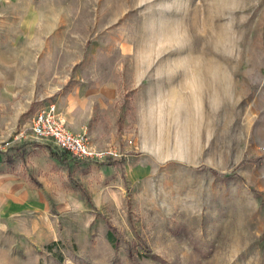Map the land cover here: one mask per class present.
<instances>
[{
    "label": "rangeland",
    "instance_id": "1",
    "mask_svg": "<svg viewBox=\"0 0 264 264\" xmlns=\"http://www.w3.org/2000/svg\"><path fill=\"white\" fill-rule=\"evenodd\" d=\"M49 103L117 155L12 141ZM0 158L78 198L18 264H264V0H0Z\"/></svg>",
    "mask_w": 264,
    "mask_h": 264
},
{
    "label": "crops",
    "instance_id": "2",
    "mask_svg": "<svg viewBox=\"0 0 264 264\" xmlns=\"http://www.w3.org/2000/svg\"><path fill=\"white\" fill-rule=\"evenodd\" d=\"M70 98L73 97L68 96L65 101ZM60 106L62 110L56 108L63 118L64 114L68 117L70 108ZM88 121L87 116L81 128ZM34 169H28L22 160L0 158V264H18L19 245H31L53 234L61 213L78 212L76 195L70 192L63 197L60 184Z\"/></svg>",
    "mask_w": 264,
    "mask_h": 264
},
{
    "label": "built area",
    "instance_id": "3",
    "mask_svg": "<svg viewBox=\"0 0 264 264\" xmlns=\"http://www.w3.org/2000/svg\"><path fill=\"white\" fill-rule=\"evenodd\" d=\"M26 136H31L39 141L52 140L57 148L79 158L103 160L111 155H117L115 149L110 146L98 148L92 145L85 131L70 130L64 123L61 112L53 103H49L35 112L28 125L20 126L13 133L11 140H21Z\"/></svg>",
    "mask_w": 264,
    "mask_h": 264
},
{
    "label": "trees",
    "instance_id": "4",
    "mask_svg": "<svg viewBox=\"0 0 264 264\" xmlns=\"http://www.w3.org/2000/svg\"><path fill=\"white\" fill-rule=\"evenodd\" d=\"M51 154H52L53 157L57 158L58 160L60 159V160L65 161V160L67 159L66 156H63V155L60 154V153H56V152H53V151H52ZM74 161H75V163H81V162H82V160L79 159L78 157H74ZM107 225H108V228H109L110 230L113 229L112 226L109 224V222H108Z\"/></svg>",
    "mask_w": 264,
    "mask_h": 264
}]
</instances>
